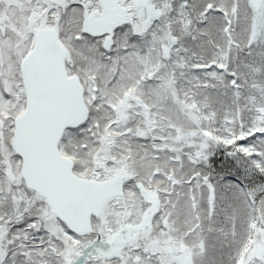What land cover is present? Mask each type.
<instances>
[{"label": "snow or ice", "instance_id": "obj_1", "mask_svg": "<svg viewBox=\"0 0 264 264\" xmlns=\"http://www.w3.org/2000/svg\"><path fill=\"white\" fill-rule=\"evenodd\" d=\"M0 264H264V0H0Z\"/></svg>", "mask_w": 264, "mask_h": 264}]
</instances>
